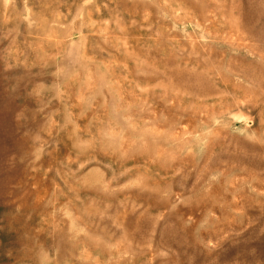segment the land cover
I'll list each match as a JSON object with an SVG mask.
<instances>
[{"label":"rangeland","instance_id":"374dc122","mask_svg":"<svg viewBox=\"0 0 264 264\" xmlns=\"http://www.w3.org/2000/svg\"><path fill=\"white\" fill-rule=\"evenodd\" d=\"M0 264H264V0H0Z\"/></svg>","mask_w":264,"mask_h":264}]
</instances>
